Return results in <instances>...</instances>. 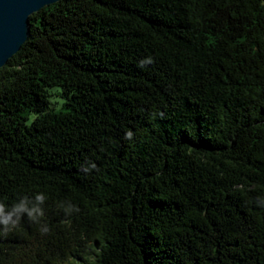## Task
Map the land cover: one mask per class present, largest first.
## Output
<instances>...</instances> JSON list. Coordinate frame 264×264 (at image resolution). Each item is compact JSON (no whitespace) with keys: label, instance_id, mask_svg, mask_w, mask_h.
<instances>
[{"label":"trees","instance_id":"16d2710c","mask_svg":"<svg viewBox=\"0 0 264 264\" xmlns=\"http://www.w3.org/2000/svg\"><path fill=\"white\" fill-rule=\"evenodd\" d=\"M28 19L0 68V200H46L0 230V264H264V0Z\"/></svg>","mask_w":264,"mask_h":264},{"label":"water","instance_id":"95a60500","mask_svg":"<svg viewBox=\"0 0 264 264\" xmlns=\"http://www.w3.org/2000/svg\"><path fill=\"white\" fill-rule=\"evenodd\" d=\"M60 0H0V68L28 38V17Z\"/></svg>","mask_w":264,"mask_h":264},{"label":"clouds","instance_id":"9594fccd","mask_svg":"<svg viewBox=\"0 0 264 264\" xmlns=\"http://www.w3.org/2000/svg\"><path fill=\"white\" fill-rule=\"evenodd\" d=\"M131 137V133L127 134ZM92 169L96 168V165L92 163L90 165ZM89 169L85 168L84 171ZM46 200L44 193H36L34 196H21L12 205H8L3 200H0V230L7 233L15 228H17L22 220L27 217L31 221H38L44 216L43 205ZM73 211H79L74 205H67L65 207V213L71 214ZM46 226L42 227V232H47Z\"/></svg>","mask_w":264,"mask_h":264},{"label":"rangeland","instance_id":"374dc122","mask_svg":"<svg viewBox=\"0 0 264 264\" xmlns=\"http://www.w3.org/2000/svg\"><path fill=\"white\" fill-rule=\"evenodd\" d=\"M51 93V101H52V107L53 108H59L60 105H62V98L60 96V87H55L52 90H50Z\"/></svg>","mask_w":264,"mask_h":264}]
</instances>
